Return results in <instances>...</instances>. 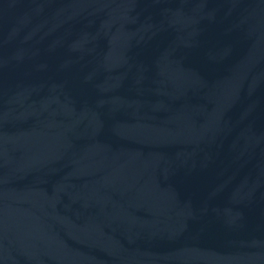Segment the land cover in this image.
Wrapping results in <instances>:
<instances>
[{
    "label": "water",
    "instance_id": "1",
    "mask_svg": "<svg viewBox=\"0 0 264 264\" xmlns=\"http://www.w3.org/2000/svg\"><path fill=\"white\" fill-rule=\"evenodd\" d=\"M0 264H264V0H0Z\"/></svg>",
    "mask_w": 264,
    "mask_h": 264
}]
</instances>
